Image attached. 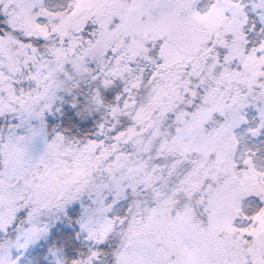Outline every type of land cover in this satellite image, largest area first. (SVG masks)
Segmentation results:
<instances>
[{"label": "snow or ice", "instance_id": "obj_1", "mask_svg": "<svg viewBox=\"0 0 264 264\" xmlns=\"http://www.w3.org/2000/svg\"><path fill=\"white\" fill-rule=\"evenodd\" d=\"M0 264H264V0H0Z\"/></svg>", "mask_w": 264, "mask_h": 264}]
</instances>
